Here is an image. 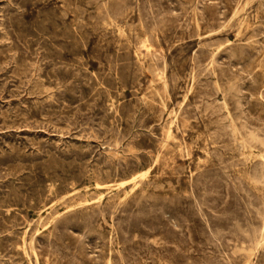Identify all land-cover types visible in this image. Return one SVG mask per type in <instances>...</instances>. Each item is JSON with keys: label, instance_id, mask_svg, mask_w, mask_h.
Returning a JSON list of instances; mask_svg holds the SVG:
<instances>
[{"label": "rangeland", "instance_id": "1", "mask_svg": "<svg viewBox=\"0 0 264 264\" xmlns=\"http://www.w3.org/2000/svg\"><path fill=\"white\" fill-rule=\"evenodd\" d=\"M263 74L264 0H0V264H264Z\"/></svg>", "mask_w": 264, "mask_h": 264}, {"label": "bare ground", "instance_id": "2", "mask_svg": "<svg viewBox=\"0 0 264 264\" xmlns=\"http://www.w3.org/2000/svg\"><path fill=\"white\" fill-rule=\"evenodd\" d=\"M104 1V0H103ZM240 9V8H239ZM97 10V9H96ZM113 12V11H112ZM109 13V12H108ZM111 13V12H110ZM193 13V12H192ZM261 13V12H260ZM128 14V13H127ZM233 14V13H232ZM97 16V15H96ZM198 16V15H197ZM187 17V16H186ZM118 18V17H117ZM195 18V17H194ZM234 18V17H233ZM122 19V18H121ZM196 20V19H195ZM231 21V20H230ZM107 22V21H106ZM192 23V22H191ZM198 24V23H197ZM109 26V25H108ZM58 29V28H57ZM241 29V28H240ZM142 30V29H141ZM245 32V31H244ZM124 33V32H123ZM125 34V33H124ZM244 35V34H243ZM242 35V36H243ZM255 35V34H254ZM188 37V36H187ZM180 38V37H179ZM197 38V37H196ZM218 42V41H217ZM220 42V41H219ZM240 42V41H239ZM144 43V42H143ZM237 45V44H236ZM257 45V44H256ZM201 46V45H200ZM254 47V46H253ZM212 48V47H211ZM142 49V48H141ZM143 51V50H142ZM139 53V52H138ZM210 54V53H209ZM213 54V53H212ZM140 56V55H139ZM149 57V56H148ZM232 57H234V56H232ZM260 63V62H259ZM211 65V64H210ZM206 69V68H205ZM152 70V69H151ZM206 71V70H205ZM151 74V73H150ZM264 75V74H263ZM196 78V77H195ZM217 78V77H216ZM263 78V77H262ZM157 79V78H156ZM193 79V78H192ZM239 79V78H238ZM159 81V80H158ZM196 82V81H195ZM244 82V81H243ZM154 84V83H153ZM149 86V85H148ZM195 86V85H194ZM167 87V86H166ZM236 89V88H235ZM213 91V90H212ZM237 91V90H236ZM166 92V91H165ZM163 93V92H162ZM197 93V92H196ZM215 94V93H214ZM167 95V94H166ZM161 97V96H160ZM162 100V99H161ZM152 103V102H151ZM181 105V104H180ZM214 105V104H213ZM217 105V104H216ZM147 106V105H146ZM224 108V107H223ZM214 109V108H213ZM161 112V111H160ZM206 113V112H205ZM218 115V114H217ZM173 116V115H172ZM177 116V115H176ZM250 118V117H249ZM258 123V122H257ZM255 124V123H254ZM171 125V124H170ZM222 129V128H221ZM260 132V131H259ZM228 133V132H227ZM214 136V135H213ZM226 137V136H225ZM251 137V136H250ZM228 141V140H227ZM214 143V142H213ZM190 144V143H189ZM264 155V154H263ZM237 159V158H236ZM231 161V160H230ZM264 162V159H263V161H262V163ZM263 165V164H262ZM238 166V165H237ZM246 166V165H245ZM242 167V166H241ZM262 167V166H261ZM149 169V168H148ZM263 169V168H262ZM150 170V169H149ZM261 171V170H260ZM149 172V171H148ZM261 173V172H260ZM144 175V174H143ZM261 176H262V174H261ZM134 177V176H133ZM135 178H130L129 180H128V183H130V184H133V186L135 185ZM260 180H262V179H260ZM239 183V182H238ZM100 188V187H99ZM142 188V187H141ZM153 189V188H152ZM131 192V191H130ZM243 193V192H242ZM92 196V195H91ZM94 196V195H93ZM158 196V195H157ZM138 197V196H137ZM102 198V197H101ZM128 200V199H127ZM125 202V201H124ZM112 203V202H111ZM62 204V203H61ZM138 205V204H137ZM60 206V205H59ZM76 208V207H75ZM68 210V209H67ZM66 211V210H65ZM113 217V216H112ZM64 218V217H63ZM36 226V225H35ZM264 228V227H263ZM261 231H263V230H261ZM37 234V233H36ZM260 234H261V232H260ZM260 236V235H259ZM261 237V236H260ZM259 237V238H260ZM261 238H263V235H262V237ZM264 240V239H263ZM237 249V248H236ZM22 258V257H21ZM35 262H37V261H35Z\"/></svg>", "mask_w": 264, "mask_h": 264}]
</instances>
